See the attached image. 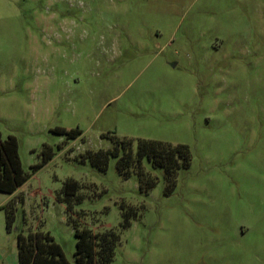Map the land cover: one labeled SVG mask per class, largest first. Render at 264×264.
I'll use <instances>...</instances> for the list:
<instances>
[{"label":"rangeland","instance_id":"rangeland-1","mask_svg":"<svg viewBox=\"0 0 264 264\" xmlns=\"http://www.w3.org/2000/svg\"><path fill=\"white\" fill-rule=\"evenodd\" d=\"M0 133V264H264V0H0Z\"/></svg>","mask_w":264,"mask_h":264},{"label":"trees","instance_id":"trees-1","mask_svg":"<svg viewBox=\"0 0 264 264\" xmlns=\"http://www.w3.org/2000/svg\"><path fill=\"white\" fill-rule=\"evenodd\" d=\"M19 145L16 139L9 138L6 141L2 140L0 133V190L7 193H14L21 185L28 181L31 177L24 170L23 165L19 159ZM104 162V160H102ZM75 183H67L62 190L61 194L57 195L59 202L66 203L68 212L72 211L71 201L75 198ZM23 198L20 201L12 200V202L7 203L1 209L7 211L8 214V224L14 222L18 215V203H22ZM35 233V234H34ZM34 241L36 244V249L32 253V262H30L31 245L29 246L25 242V238L21 236L22 239L21 252L19 255L20 264H34L37 259H43L49 264H71L65 257L61 247L53 241L51 236H43L47 241L42 242L43 238L39 233L34 232ZM22 235V234H21ZM89 236L88 232L82 233V239L78 242V249L75 252V262L76 264H95V252H89L88 243L83 240ZM42 239H41V238ZM97 238V237H96ZM93 242V241H92ZM93 246V243H92ZM49 248L48 252L46 251ZM27 250V251H26ZM50 258V259H47ZM36 264V263H35Z\"/></svg>","mask_w":264,"mask_h":264},{"label":"crops","instance_id":"crops-1","mask_svg":"<svg viewBox=\"0 0 264 264\" xmlns=\"http://www.w3.org/2000/svg\"><path fill=\"white\" fill-rule=\"evenodd\" d=\"M26 182H28V181H26ZM26 182H25V183H26ZM25 183H24V184H25ZM24 184H23V185H24ZM23 185H21V186H20V187L14 192V193H11V194H10V193H7V192L1 191V190H0V193L6 194V195H10V196H13V194H15V193H16V192H17V191H18ZM12 200H13V199H12ZM57 200H58V199H57ZM6 204H7V203H5V202L1 203V204H0V209H1L3 206H5ZM18 208H19V204H18Z\"/></svg>","mask_w":264,"mask_h":264},{"label":"flooded vegetation","instance_id":"flooded-vegetation-1","mask_svg":"<svg viewBox=\"0 0 264 264\" xmlns=\"http://www.w3.org/2000/svg\"><path fill=\"white\" fill-rule=\"evenodd\" d=\"M54 5L56 6V3H54ZM58 20H59V19H58ZM58 20H57V21H58ZM49 26H50V28H53L54 30H55L58 26L62 27L61 24H60V22H55L54 24L49 25Z\"/></svg>","mask_w":264,"mask_h":264}]
</instances>
